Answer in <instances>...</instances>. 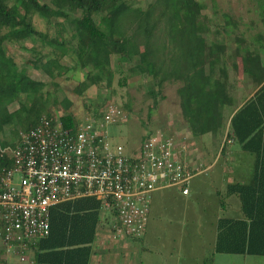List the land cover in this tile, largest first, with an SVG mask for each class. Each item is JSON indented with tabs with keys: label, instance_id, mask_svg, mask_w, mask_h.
I'll return each instance as SVG.
<instances>
[{
	"label": "trees",
	"instance_id": "16d2710c",
	"mask_svg": "<svg viewBox=\"0 0 264 264\" xmlns=\"http://www.w3.org/2000/svg\"><path fill=\"white\" fill-rule=\"evenodd\" d=\"M255 1L264 27V0ZM206 10L201 0H0V29L7 31L0 41L47 42L54 58L42 70L56 91L67 46L77 56L75 68L87 76L81 94L93 86L112 90L116 76H124L121 65L138 61L133 70L150 79L153 90L162 92L168 83L179 85L182 115L196 138L221 134L225 113L230 112L228 138L256 158V173L251 184L231 187L246 219L221 221L217 252L264 257V32L250 38L230 15L221 22L214 7L210 18L217 20V31L209 41ZM36 17L46 23L48 32L35 28ZM228 68L255 93L238 111L233 91L239 82H231ZM45 89V83L19 74L12 60L0 61V181L4 170L14 167L13 154L2 152L14 146L2 140L5 129L29 132L44 116L57 119ZM16 101L20 108L12 112ZM125 109L133 111L131 105ZM61 121L66 128L81 124L65 110ZM100 208L94 199L55 207L50 236L32 248L35 264H91L102 225Z\"/></svg>",
	"mask_w": 264,
	"mask_h": 264
},
{
	"label": "built area",
	"instance_id": "2783aa9c",
	"mask_svg": "<svg viewBox=\"0 0 264 264\" xmlns=\"http://www.w3.org/2000/svg\"><path fill=\"white\" fill-rule=\"evenodd\" d=\"M127 122L126 112L112 105L77 128L44 116L19 134L14 167L0 181V264H35L32 248L50 236L51 212L61 204L94 199L103 224L136 239L147 228L156 192L190 194L203 169L183 161L176 139L163 132L149 135L133 153L112 144L108 128Z\"/></svg>",
	"mask_w": 264,
	"mask_h": 264
},
{
	"label": "crops",
	"instance_id": "0c3cea01",
	"mask_svg": "<svg viewBox=\"0 0 264 264\" xmlns=\"http://www.w3.org/2000/svg\"><path fill=\"white\" fill-rule=\"evenodd\" d=\"M4 32L0 29V36L5 35ZM63 42L58 41L59 44ZM67 50L69 52L64 59L76 58L77 63L75 52L70 46ZM0 52L3 53H0L2 60H12L19 74L35 82H42L34 76L44 73L43 65L54 58L53 48L45 41H0ZM134 67L131 66L129 72H135ZM227 71L231 82H234L237 79L234 72L231 68ZM45 76L53 83L48 75ZM237 81L239 85L233 95L238 102V111L255 93L243 78ZM11 108L14 112L20 105L16 101ZM181 116V121L173 125L169 136L176 139L182 150V160L192 168L201 167L204 172L193 178L188 196L183 195L179 188L160 190L153 195L148 225L142 237H119L102 223L91 264H248V258L255 257L218 253L217 244L222 220L246 219L241 199L231 193V187L253 182L256 158L228 138L232 119L230 112L225 113L221 134L198 138L192 136L182 113ZM7 131L6 128L2 140L13 143L11 133ZM9 150L10 147L2 152L11 153Z\"/></svg>",
	"mask_w": 264,
	"mask_h": 264
},
{
	"label": "rangeland",
	"instance_id": "374dc122",
	"mask_svg": "<svg viewBox=\"0 0 264 264\" xmlns=\"http://www.w3.org/2000/svg\"><path fill=\"white\" fill-rule=\"evenodd\" d=\"M42 1L49 2L50 0ZM128 1L131 3H146L148 0ZM201 1L207 5L204 14L209 18L217 10L221 22H224L223 16L225 14L230 15L239 23L243 31L248 32L249 37L264 32L255 0ZM216 22L217 20H213V18L212 20L209 19V41H212L213 37L216 36ZM34 26L37 30L48 32L46 23L41 19L35 18ZM5 32L7 31L5 30ZM50 33L54 36L55 29L53 27H51ZM75 61L76 58L70 59L68 57L62 60L61 65L64 67V71L59 80L56 81L59 87L58 91L43 72L34 76L36 80L47 84L46 92L50 95V105L57 119L63 116L65 110L73 114L80 123H84L87 119L100 118L109 106H120L128 115V122L109 127L108 135L112 144L124 146L127 153L136 151L142 140L151 134L161 131L171 135L173 125L181 121L182 110L180 97L177 93L179 85L168 83L163 87L162 92H158L157 88L153 90L154 87L148 85L150 79H144L135 72H129L130 64L124 63L120 68L121 72H124V76H116L112 90H101L93 86L81 94L79 93L82 91L81 85L85 82L87 76L84 72L75 68ZM135 65H139L138 61H134L132 66ZM124 78H127L126 85L123 81ZM248 95L249 93L246 96L248 97ZM126 105H131L133 111L129 113L125 109ZM146 124L148 127L145 126ZM7 130L11 133L10 138L14 143L13 147L10 146L9 151H12L19 142V134L22 129L11 127ZM13 143L11 142V144ZM257 262L264 264V257L248 258V264H257Z\"/></svg>",
	"mask_w": 264,
	"mask_h": 264
}]
</instances>
